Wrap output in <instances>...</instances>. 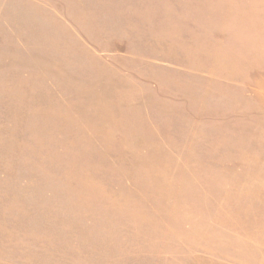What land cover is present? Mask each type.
<instances>
[{
  "label": "rangeland",
  "instance_id": "374dc122",
  "mask_svg": "<svg viewBox=\"0 0 264 264\" xmlns=\"http://www.w3.org/2000/svg\"><path fill=\"white\" fill-rule=\"evenodd\" d=\"M0 264H264V0H0Z\"/></svg>",
  "mask_w": 264,
  "mask_h": 264
}]
</instances>
